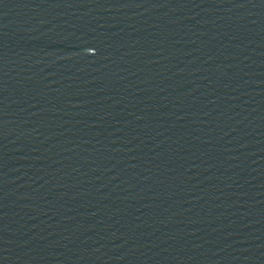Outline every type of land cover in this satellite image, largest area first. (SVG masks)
<instances>
[{
  "label": "water",
  "instance_id": "water-1",
  "mask_svg": "<svg viewBox=\"0 0 264 264\" xmlns=\"http://www.w3.org/2000/svg\"><path fill=\"white\" fill-rule=\"evenodd\" d=\"M0 264H264V0H0Z\"/></svg>",
  "mask_w": 264,
  "mask_h": 264
}]
</instances>
